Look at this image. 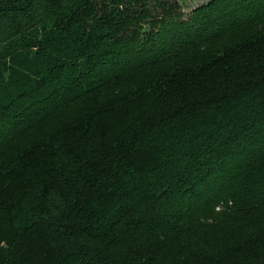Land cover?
I'll use <instances>...</instances> for the list:
<instances>
[{
  "label": "trees",
  "instance_id": "1",
  "mask_svg": "<svg viewBox=\"0 0 264 264\" xmlns=\"http://www.w3.org/2000/svg\"><path fill=\"white\" fill-rule=\"evenodd\" d=\"M0 264H264V0H0Z\"/></svg>",
  "mask_w": 264,
  "mask_h": 264
},
{
  "label": "rangeland",
  "instance_id": "2",
  "mask_svg": "<svg viewBox=\"0 0 264 264\" xmlns=\"http://www.w3.org/2000/svg\"><path fill=\"white\" fill-rule=\"evenodd\" d=\"M181 6L184 14L187 15L191 10L204 4L207 0H175Z\"/></svg>",
  "mask_w": 264,
  "mask_h": 264
}]
</instances>
